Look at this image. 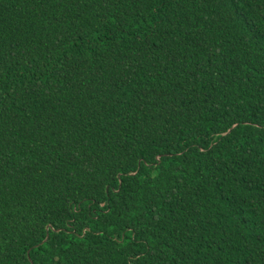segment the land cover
<instances>
[{"label":"trees","instance_id":"obj_1","mask_svg":"<svg viewBox=\"0 0 264 264\" xmlns=\"http://www.w3.org/2000/svg\"><path fill=\"white\" fill-rule=\"evenodd\" d=\"M0 264H264V0H0Z\"/></svg>","mask_w":264,"mask_h":264}]
</instances>
